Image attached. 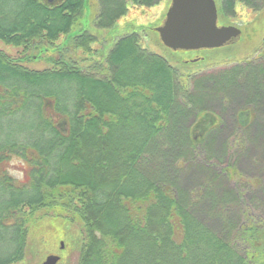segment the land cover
Segmentation results:
<instances>
[{
  "label": "trees",
  "instance_id": "16d2710c",
  "mask_svg": "<svg viewBox=\"0 0 264 264\" xmlns=\"http://www.w3.org/2000/svg\"><path fill=\"white\" fill-rule=\"evenodd\" d=\"M97 1L93 24L109 30L131 7L162 0ZM221 4L222 22L236 17L238 4L264 9V0ZM85 7L86 0H0V45L24 54L14 58L0 47V264L25 261L47 219L79 230L78 264H264V173L247 178L237 163L250 154L244 143L257 136L264 111V45L255 58L185 77L144 48L138 33L118 38L104 55L95 50L98 35H72ZM69 48L85 58H70ZM30 49L50 55V66H25ZM217 96L223 110L238 105L248 120L251 114L247 126L235 118L242 154L232 163L214 148L225 123L223 112L207 110ZM209 112L214 121L196 123L204 130L194 139L193 123ZM191 164L205 177L195 195L181 185ZM224 177L239 185L221 197ZM203 201L221 232L200 219Z\"/></svg>",
  "mask_w": 264,
  "mask_h": 264
},
{
  "label": "rangeland",
  "instance_id": "374dc122",
  "mask_svg": "<svg viewBox=\"0 0 264 264\" xmlns=\"http://www.w3.org/2000/svg\"><path fill=\"white\" fill-rule=\"evenodd\" d=\"M215 2L220 16L222 1L215 0ZM171 4L172 0H162L158 5L151 8L131 7L127 16L120 19L114 28L109 30H97L93 24V18L94 14H97L99 10L98 1L86 0L84 16L80 20L76 29L72 32V35L79 34L80 30H88L98 35L102 41L95 46V50H99L101 47V51L103 52L102 55H104L109 51L113 42L118 38L126 34L138 33L141 36V44L144 48L165 57L173 66L180 70L181 74L185 77L187 75L215 72L255 58L264 45V9L260 12H253L243 5L238 4L236 6V17L230 21L223 22L219 19L218 26H235L239 28L242 31L239 41L215 49H203L186 53L184 51H172L163 45L156 32V29L161 27L165 22L166 14L171 7ZM62 43H64L63 39L57 43V46L62 45ZM0 47L14 58L21 59L24 55L20 48L5 47L3 45H0ZM65 54L75 60H80L86 56L83 51L77 49L73 50L72 48L67 49ZM27 55L30 59L25 62V66L29 68L43 70L50 66L48 62L50 55H40L38 58L39 51L34 49L28 50ZM52 56L53 58H56L59 55ZM221 101V97L217 96L212 98V103L207 106V110L212 111L213 113L215 111L216 113L223 112L225 114V123H223L221 127L222 131L213 136V141L215 143V151L220 154V156H223V154L227 156L229 154L224 161H230V163H232L235 159L237 160L240 154H242L239 153L238 148H240V146L236 140L237 124L239 123L240 125L247 126V124L251 122V114L250 120H248L249 116L247 117V114L245 113L246 111L242 110L240 112V110L237 109L238 105H232L229 108L224 107L225 110H223V103H221ZM213 113L211 114L209 112L193 123L192 135L194 139L201 137L204 130L202 124L198 127H195L194 125L196 123H204V126H207L208 123L214 121L212 120L214 118ZM235 118L238 123H236ZM257 118L258 127L255 128L257 136L253 133L254 139L250 138L249 142L245 141L244 143L245 146L250 148V154L246 156L247 158L241 157L237 160L240 173H243V175L245 174V177L247 178L264 173V169L254 165L256 153L261 154L264 158V111L257 114ZM192 122L193 120H191L190 123L184 124L190 126ZM248 139L249 138L247 137V140ZM226 146L232 147V155L229 153V149H226ZM11 165L14 176H19V173L21 172L20 162L14 161ZM219 171L220 170H218V172ZM181 178L183 191L191 192L192 195H195V191L197 192L199 187L205 182L203 171L197 169L194 164H191L188 168L182 171ZM223 180L224 181L221 183L220 187L221 191H219V193L221 197H226L231 191L237 189L239 183L234 180L228 181L225 177ZM187 196L189 197V194H187ZM197 196H199V194ZM205 204L206 203L203 201L201 202V205H197L198 208L196 211L199 213L200 219L203 222L212 229L218 231L220 229V223H217L218 220L215 219L214 216H208L210 214H208L209 212L206 209L207 205L205 206ZM40 227L42 228V231L35 232L34 236L30 238L28 242L27 258L20 264H42L47 257L52 255L60 257L59 264H78L77 243L79 240L77 237H79V230L73 232L70 231L66 224L59 219H47ZM76 228L78 227L74 226L73 229ZM66 229L68 232H66ZM221 231L222 230H219V232ZM62 243L64 246L63 249H61Z\"/></svg>",
  "mask_w": 264,
  "mask_h": 264
},
{
  "label": "water",
  "instance_id": "95a60500",
  "mask_svg": "<svg viewBox=\"0 0 264 264\" xmlns=\"http://www.w3.org/2000/svg\"><path fill=\"white\" fill-rule=\"evenodd\" d=\"M49 4L57 0H46ZM215 0H172L165 22L156 29L163 45L172 51L215 49L240 40L242 31L235 26H218ZM62 248H64L62 243ZM52 255L42 264H58Z\"/></svg>",
  "mask_w": 264,
  "mask_h": 264
},
{
  "label": "flooded vegetation",
  "instance_id": "af4514ba",
  "mask_svg": "<svg viewBox=\"0 0 264 264\" xmlns=\"http://www.w3.org/2000/svg\"><path fill=\"white\" fill-rule=\"evenodd\" d=\"M59 0H57V1H54V3H56V2H58ZM222 1V0H221ZM54 3H52V4H54ZM186 53V52H185ZM192 62H194V61H192ZM61 249H63L62 247H61ZM59 263H60V261H59ZM58 263V264H59Z\"/></svg>",
  "mask_w": 264,
  "mask_h": 264
}]
</instances>
